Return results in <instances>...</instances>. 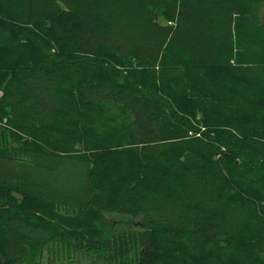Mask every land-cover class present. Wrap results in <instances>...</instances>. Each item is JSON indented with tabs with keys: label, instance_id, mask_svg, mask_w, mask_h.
Here are the masks:
<instances>
[{
	"label": "trees",
	"instance_id": "obj_1",
	"mask_svg": "<svg viewBox=\"0 0 264 264\" xmlns=\"http://www.w3.org/2000/svg\"><path fill=\"white\" fill-rule=\"evenodd\" d=\"M250 1L0 0V264H264Z\"/></svg>",
	"mask_w": 264,
	"mask_h": 264
},
{
	"label": "rangeland",
	"instance_id": "obj_2",
	"mask_svg": "<svg viewBox=\"0 0 264 264\" xmlns=\"http://www.w3.org/2000/svg\"><path fill=\"white\" fill-rule=\"evenodd\" d=\"M250 8L252 11L257 15L261 21L264 22V0H251L250 1ZM106 226H110L112 224V219L105 218L103 220Z\"/></svg>",
	"mask_w": 264,
	"mask_h": 264
}]
</instances>
